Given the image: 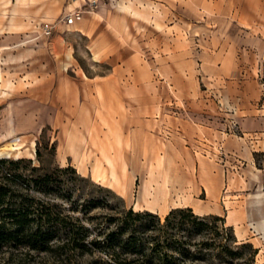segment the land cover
Listing matches in <instances>:
<instances>
[{
	"label": "rangeland",
	"instance_id": "obj_1",
	"mask_svg": "<svg viewBox=\"0 0 264 264\" xmlns=\"http://www.w3.org/2000/svg\"><path fill=\"white\" fill-rule=\"evenodd\" d=\"M75 9L82 19L68 26L63 17ZM46 63L54 100L42 116V87L34 84ZM4 86L0 159L24 161L0 166V183L5 173L30 179L33 168L71 167L76 174L58 175L84 179L78 185L87 194L73 195L79 205H110L89 210L86 227L106 225L111 207L191 204L209 213L201 217L221 219L214 225L235 238L233 248L251 247L236 259L186 264H264V0H0ZM26 185L12 188L24 195L18 203L29 196L68 205ZM18 226L0 225V264L110 260L73 250L64 230L33 247L11 237Z\"/></svg>",
	"mask_w": 264,
	"mask_h": 264
},
{
	"label": "trees",
	"instance_id": "obj_2",
	"mask_svg": "<svg viewBox=\"0 0 264 264\" xmlns=\"http://www.w3.org/2000/svg\"><path fill=\"white\" fill-rule=\"evenodd\" d=\"M40 155L38 149L37 156ZM23 161L24 159H0V166L17 167ZM32 172L37 174V177L25 179L23 175L16 173L4 174L3 182L0 183V225H19V228L11 233V237L16 240L31 239L33 247H36L37 239L48 241L61 230L66 232L73 250H80L81 254L94 251L105 253L110 259L106 264H186L205 260L210 256L236 259L241 255V250L251 247L249 244H243L233 248L232 245L237 242L235 238L224 239L220 228L214 225L221 219L201 217L191 208L173 209L162 222L159 216L151 212H134L133 209L122 211L111 207V210L115 211L114 215L101 218L106 225H93L94 230V227L83 225V219L92 221L93 219L86 217L89 210L98 206L109 208L110 205L96 199L79 205L73 195L76 192L79 197L87 194L83 187L78 185L84 179L76 176L66 180L58 175L68 172L76 174L74 169L67 167L53 173L40 174V168H33ZM22 179L25 180L26 187H33L43 196L54 197V200L61 199L68 205L64 207V203L52 202L51 199L36 201L29 196L25 199L30 201L18 203L24 195L12 188ZM78 210L83 211L82 218L69 214ZM27 225L37 227L35 230L26 229ZM94 231L95 237L89 241L88 238ZM223 231L230 233L232 229L229 227ZM43 249L46 250L42 247L41 250Z\"/></svg>",
	"mask_w": 264,
	"mask_h": 264
},
{
	"label": "crops",
	"instance_id": "obj_3",
	"mask_svg": "<svg viewBox=\"0 0 264 264\" xmlns=\"http://www.w3.org/2000/svg\"><path fill=\"white\" fill-rule=\"evenodd\" d=\"M17 4H20L19 2H17ZM50 64L46 63L45 65V70H46V74H45V77H36V80L38 83H35L34 85L39 87L41 86V90H40V94L38 93V95L40 96L39 99L43 101V105L40 109V111L42 112V116H48L49 115V112L52 114V110H53V107H52V104H53V85H54V79H53V72H50L48 74V66ZM52 65V64H51ZM50 69L51 66L49 67ZM32 75V74H31ZM33 78V77H32ZM31 76L30 78L28 79V81H31L33 82ZM33 84V83H32ZM38 91V88H35V91ZM7 89H5V86L4 88H0V98H1V95L3 92H6ZM34 92V91H33ZM37 94V93H36ZM38 97V96H37ZM127 193V191L125 192ZM121 196L124 197V194L121 193ZM139 203H134L132 201V204L131 206H133L134 208H136V206H138ZM166 205H163L162 208H155V209H150V208H143V209H139L140 211H148V212H151V213H154V214H160V213H163L164 215H167L172 209H175V208H178V206H167V209L165 208ZM185 207H188V208H191L193 210V212L196 214V215H199V216H204V215H208L209 213L208 212H198L194 209V207L191 205V204H185L184 205ZM197 207H200L199 205H197ZM231 226L235 225L234 223H231L230 224Z\"/></svg>",
	"mask_w": 264,
	"mask_h": 264
},
{
	"label": "built area",
	"instance_id": "obj_4",
	"mask_svg": "<svg viewBox=\"0 0 264 264\" xmlns=\"http://www.w3.org/2000/svg\"><path fill=\"white\" fill-rule=\"evenodd\" d=\"M93 4L96 6V1H93ZM63 19L66 25L72 26L82 19V13L75 9L74 11L65 14ZM41 31L44 36H51L53 28L49 27L48 25H44Z\"/></svg>",
	"mask_w": 264,
	"mask_h": 264
},
{
	"label": "bare ground",
	"instance_id": "obj_5",
	"mask_svg": "<svg viewBox=\"0 0 264 264\" xmlns=\"http://www.w3.org/2000/svg\"><path fill=\"white\" fill-rule=\"evenodd\" d=\"M114 180H115V182H117V179H116L115 175H114Z\"/></svg>",
	"mask_w": 264,
	"mask_h": 264
}]
</instances>
